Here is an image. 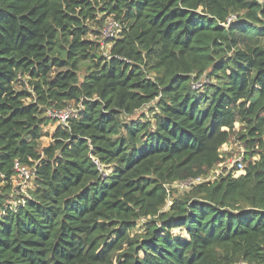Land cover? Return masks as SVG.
<instances>
[{"label":"trees","instance_id":"trees-1","mask_svg":"<svg viewBox=\"0 0 264 264\" xmlns=\"http://www.w3.org/2000/svg\"><path fill=\"white\" fill-rule=\"evenodd\" d=\"M0 264H264V0H0Z\"/></svg>","mask_w":264,"mask_h":264},{"label":"built area","instance_id":"built-area-1","mask_svg":"<svg viewBox=\"0 0 264 264\" xmlns=\"http://www.w3.org/2000/svg\"><path fill=\"white\" fill-rule=\"evenodd\" d=\"M119 24L114 21V20H107L106 24L101 32L102 36V43L101 46L104 48V40L112 39L114 38L118 32H119ZM207 83V79L205 76H201L200 78L196 79L193 76V81L191 82V89L194 91H199L201 90L204 85ZM75 113V110H71V106L66 107L63 110H47L46 111V116L49 117L50 119L54 120L58 124H63L66 125L67 120ZM34 169V168H33ZM26 167V166H21L17 162L14 164V170H15V175L11 179V185H12V197L16 195V188L13 189L14 182L19 180L20 185L29 182L34 175V170ZM231 169H235L238 172L243 171L244 169V163H243V158H237L235 161L232 163H227L225 165V170L229 171ZM221 172H218L217 170L213 171L210 176L208 177H200L196 179H188L184 182H177L174 183L171 186L166 187L167 192H169L170 189L175 188V187H185L187 189L192 188L194 185H197L199 183H203L209 180H213L218 174ZM18 185V184H17ZM27 198V195L20 197L16 202L11 199L9 202V206L7 207L10 210L16 211L18 207H22L25 204V200Z\"/></svg>","mask_w":264,"mask_h":264},{"label":"rangeland","instance_id":"rangeland-1","mask_svg":"<svg viewBox=\"0 0 264 264\" xmlns=\"http://www.w3.org/2000/svg\"><path fill=\"white\" fill-rule=\"evenodd\" d=\"M70 106H71V110H75V106L73 104H71ZM150 108H152V103L148 104L142 110H140L138 113H136V116H134L133 119H136V117H138L142 114L145 117H150L152 114ZM56 124H58V123L54 122L48 126L43 127V136L40 139V145L41 146H47L50 143V138H51V135L54 131ZM235 129L239 130L240 125H235ZM221 153L223 154V160L224 161L221 164V166L216 169L218 172H221L222 169L225 168V165L227 163H232L237 158H241V157L243 158L244 150H243V147L241 145H239L237 142L232 140L230 143L224 145L221 148ZM254 158H256V157H254ZM19 185H20L19 180L14 182L13 189L14 188L17 189L16 192H14V193H16V195L11 197L14 202H16L18 199H20V197L27 195V189L30 186L29 182H25V183L21 184V186H19ZM171 190L174 192V197H177V196H181L182 194L188 192L190 189H187L185 187H175V188H172ZM170 200H171V198H169V202H170ZM141 226L142 225L139 223L138 228H140ZM138 228H137V230H138ZM174 233H177V230H175Z\"/></svg>","mask_w":264,"mask_h":264}]
</instances>
